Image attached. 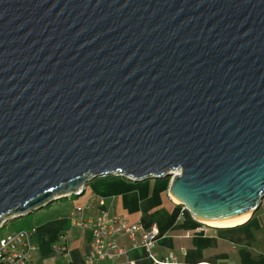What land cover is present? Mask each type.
Returning a JSON list of instances; mask_svg holds the SVG:
<instances>
[{
  "label": "water",
  "instance_id": "1",
  "mask_svg": "<svg viewBox=\"0 0 264 264\" xmlns=\"http://www.w3.org/2000/svg\"><path fill=\"white\" fill-rule=\"evenodd\" d=\"M104 176L259 208L264 0H0V221Z\"/></svg>",
  "mask_w": 264,
  "mask_h": 264
},
{
  "label": "crops",
  "instance_id": "2",
  "mask_svg": "<svg viewBox=\"0 0 264 264\" xmlns=\"http://www.w3.org/2000/svg\"><path fill=\"white\" fill-rule=\"evenodd\" d=\"M169 194V178L130 181L104 176L89 181L80 202L68 199L45 215L38 214L37 225L30 222L36 230L33 264L82 263L91 250V222L104 211L110 217L123 216L128 224L156 226L158 236L150 253L157 260L174 255L179 264H264V194L253 214L227 226L198 220ZM84 205L89 208L82 210ZM72 216L89 222L74 224ZM136 238L140 239L139 232ZM115 240L126 253L91 264H158L142 247L131 250L127 235Z\"/></svg>",
  "mask_w": 264,
  "mask_h": 264
},
{
  "label": "built area",
  "instance_id": "3",
  "mask_svg": "<svg viewBox=\"0 0 264 264\" xmlns=\"http://www.w3.org/2000/svg\"><path fill=\"white\" fill-rule=\"evenodd\" d=\"M87 205L83 209H88ZM183 210H187L184 206ZM71 221L77 225L88 224L81 218L71 217ZM6 221H0V228ZM92 242L91 250L82 263L71 264H91L98 261H113L126 250L119 246L115 240L118 235H127L131 242V250L142 247L148 256L158 264H179L174 255L164 257L160 260L154 258L151 252L154 242L158 236L156 226L144 227L137 224H128L123 216L110 217L105 211L101 212L93 222H91ZM36 230L35 227L22 228L9 232L0 237V264H33L32 255L35 245L32 241ZM140 233L137 240L136 233ZM66 252V250H65Z\"/></svg>",
  "mask_w": 264,
  "mask_h": 264
},
{
  "label": "rangeland",
  "instance_id": "4",
  "mask_svg": "<svg viewBox=\"0 0 264 264\" xmlns=\"http://www.w3.org/2000/svg\"><path fill=\"white\" fill-rule=\"evenodd\" d=\"M155 179V178H153ZM84 196H80V197H75L73 196L72 198H62L60 200L54 201L51 204L45 205L42 209L40 210H35L32 213L28 214V215H24L21 217H15V218H10L8 219L5 224L3 225V227L0 229V237L5 236L6 234H8L9 232L15 231V230H19L22 228H26L30 226V222H32V224L37 225V221L39 220L38 217L41 215H45L46 213L52 211L54 209V207L56 205H58L59 203H63V202H67L68 199H73L74 202L78 201L80 202L81 199ZM39 214V216H37Z\"/></svg>",
  "mask_w": 264,
  "mask_h": 264
},
{
  "label": "bare ground",
  "instance_id": "5",
  "mask_svg": "<svg viewBox=\"0 0 264 264\" xmlns=\"http://www.w3.org/2000/svg\"><path fill=\"white\" fill-rule=\"evenodd\" d=\"M176 201V200H175ZM179 202V201H177ZM250 213L247 212L246 215L242 216V217H239L231 222H207V221H204L205 223L207 224H211V225H214V226H227V225H233V224H236V223H239V222H242L244 219H246L248 217Z\"/></svg>",
  "mask_w": 264,
  "mask_h": 264
},
{
  "label": "trees",
  "instance_id": "6",
  "mask_svg": "<svg viewBox=\"0 0 264 264\" xmlns=\"http://www.w3.org/2000/svg\"><path fill=\"white\" fill-rule=\"evenodd\" d=\"M56 196V195H55ZM74 196V194L73 193H71V194H69V198L70 197H73ZM57 197V196H56ZM60 198H63V197H60ZM59 199V198H58ZM11 217H9V218H7V219H10ZM1 229V228H0Z\"/></svg>",
  "mask_w": 264,
  "mask_h": 264
}]
</instances>
